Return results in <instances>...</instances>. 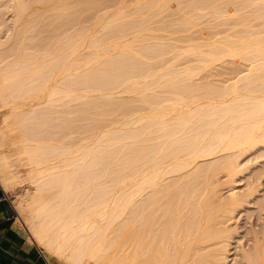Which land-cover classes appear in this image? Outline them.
<instances>
[{"label": "bare ground", "instance_id": "obj_1", "mask_svg": "<svg viewBox=\"0 0 264 264\" xmlns=\"http://www.w3.org/2000/svg\"><path fill=\"white\" fill-rule=\"evenodd\" d=\"M259 155L264 0H0V183L51 264H264Z\"/></svg>", "mask_w": 264, "mask_h": 264}, {"label": "crops", "instance_id": "obj_2", "mask_svg": "<svg viewBox=\"0 0 264 264\" xmlns=\"http://www.w3.org/2000/svg\"><path fill=\"white\" fill-rule=\"evenodd\" d=\"M5 193L0 183V264H51Z\"/></svg>", "mask_w": 264, "mask_h": 264}, {"label": "rangeland", "instance_id": "obj_3", "mask_svg": "<svg viewBox=\"0 0 264 264\" xmlns=\"http://www.w3.org/2000/svg\"><path fill=\"white\" fill-rule=\"evenodd\" d=\"M250 157L254 159L251 161V163L249 164V167L244 171V173L239 176L235 185H236V190H243L244 188L246 189L248 187V183L250 180L251 181L255 180L256 181L255 185H256L257 190L254 196L256 197L264 193V155H259L257 157L255 156H250ZM255 170H256V173H253L252 171H255ZM251 173H253L254 175ZM7 194L10 196V199L12 200L13 199L12 195L9 192H7ZM12 201L14 203V199ZM250 206H252V210L250 211V213L241 211V213H239L238 215V218H239L238 220L241 223L242 231H244L247 226L249 227L254 222L255 223L258 222V218H260V214L264 216V210L257 209V202H252ZM249 215H251V217H249ZM19 219L21 222H23L21 218ZM234 245L235 243H233V246ZM232 251H235V247H233Z\"/></svg>", "mask_w": 264, "mask_h": 264}, {"label": "built area", "instance_id": "obj_4", "mask_svg": "<svg viewBox=\"0 0 264 264\" xmlns=\"http://www.w3.org/2000/svg\"><path fill=\"white\" fill-rule=\"evenodd\" d=\"M4 197H6V198L9 197V195L7 194V192L4 194Z\"/></svg>", "mask_w": 264, "mask_h": 264}]
</instances>
